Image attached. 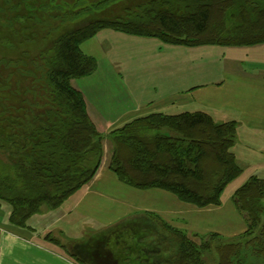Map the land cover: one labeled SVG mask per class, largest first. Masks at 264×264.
<instances>
[{
    "label": "trees",
    "instance_id": "1",
    "mask_svg": "<svg viewBox=\"0 0 264 264\" xmlns=\"http://www.w3.org/2000/svg\"><path fill=\"white\" fill-rule=\"evenodd\" d=\"M125 1L0 0V205L9 207L15 230L30 231L41 208L58 209L91 182L104 141L111 145L107 167L120 183L165 191L197 209L219 206L242 174L232 151L235 122L218 124L204 112L150 113L102 135L71 80L96 70L80 46L102 30L170 46L264 44V0H140L132 7ZM232 200L246 229L214 247L217 264H264V180L250 177ZM140 221L150 241L143 252L154 247L168 256L153 264H204L201 252L220 237L205 236L198 245L154 214ZM119 226L94 235L92 241L102 236L98 245L72 247L69 257L76 264H146L140 250L133 255L117 241L113 247Z\"/></svg>",
    "mask_w": 264,
    "mask_h": 264
},
{
    "label": "crops",
    "instance_id": "2",
    "mask_svg": "<svg viewBox=\"0 0 264 264\" xmlns=\"http://www.w3.org/2000/svg\"><path fill=\"white\" fill-rule=\"evenodd\" d=\"M80 50L94 58L97 67L93 74L71 80V87L82 95L98 133L108 134L150 113L204 112L215 123H236L232 151L242 174L226 187L219 206L197 209L165 191H142L120 183L107 167L108 141H104L103 159L91 182L58 209L44 208L33 216L30 231L9 227L8 210L0 207V264H76L45 236L56 233L58 239L78 241L94 222L103 223L109 230L143 214H154L172 227L193 234L235 238L244 233L242 216L232 200L236 189L228 197L225 194L238 179H262L259 174L264 173V44L170 46L154 38L102 30ZM220 54L222 59L228 54L231 59L245 61L253 66L252 71L227 72L221 81L213 82L210 65L197 64L196 56L210 59ZM255 62L263 64L257 68ZM223 214L231 217L229 223L238 224L229 225V230L214 229L211 220ZM111 244L115 247L113 241Z\"/></svg>",
    "mask_w": 264,
    "mask_h": 264
},
{
    "label": "rangeland",
    "instance_id": "3",
    "mask_svg": "<svg viewBox=\"0 0 264 264\" xmlns=\"http://www.w3.org/2000/svg\"><path fill=\"white\" fill-rule=\"evenodd\" d=\"M137 1H140V0H126L124 3H125V6L132 7L133 4L137 3ZM226 56L227 57H225L224 59H222V55L221 54L220 55H217V56H213V58H210V59L209 58H202V57L199 58V56H196L197 57L196 63L198 64L199 62L200 63H204L205 62L206 67L208 66V64L210 65V68H211V71H212V81L213 82H215V81H221V79L223 78L224 74H226L227 72L237 73L238 71H242V70L248 72L253 67V66L249 67L248 64L244 60H243L244 62H240V60H235L233 58L231 59L230 55H228V54H226ZM257 59H259V58H257ZM262 60H264V57L262 58ZM255 63H257L256 64L257 68L260 67V64H263L262 62H255ZM163 134L168 135V134H170V132L163 131ZM106 146H107V154H108V158H109L111 145H110L109 142H107L106 143ZM259 175H260L259 177H261L262 179H264V173H261ZM246 181L247 180H244L243 177L240 178V179H238L230 187V189L228 190V192H226L225 196L228 197L230 194H232V192L235 189L239 188ZM142 203H143V205H145V204L149 205V202H146L145 204H144V202H142ZM0 207H4L5 209L7 208L6 210H8V214H9L10 210H9V207L8 206H6V205H0ZM44 208L45 207L41 208V210L44 209ZM45 209H47V208H45ZM48 210H50V209H48ZM241 216H242L241 218H242L243 224L245 225V229H246L245 219H244L243 215H241ZM8 217H9V215H8ZM230 218L231 217L230 216H227L226 214H223V215H220V216H217V217L213 218V220H211V221H212V224H213L214 229H216V230H218V229L219 230L220 229L221 230L228 229L229 230V225H234L235 226V225L238 224L237 221L234 222L233 224L232 223H229V221L231 220ZM125 222L126 223L121 224L123 226V228H120V226H119V228L122 229V230H119V228L116 229V230L119 231L120 234H118V235L112 234V237H114V239L112 238V241L113 242H116L117 241L118 244L121 243L120 246H126V247H128L129 253H131V252L134 251L133 252V255L134 254L136 255V253H138L139 250H140L141 251L140 252L141 254H140L139 257L140 258H143V253H144L145 256L147 257L146 264H153V263L160 262L163 259H167L168 258V256L165 255V253L161 254V253H159L158 250H156V248H154V247H148V245H147L148 248L144 249V252H143V244H146L148 242H149L148 244H150L149 238H144L145 236H143V221H140V219H137L135 221L131 220V221H125ZM7 225H8V218H7ZM116 225H118V224H116ZM236 228L238 229L239 227H236ZM109 230L113 232L114 231V228H110ZM106 231H107V229L104 228V224L103 223H101V222H94L89 227V229L86 230V232L84 233V237L81 240H78V241L68 240V241H66L65 239H62V238H59L58 239V238L55 237L57 235L56 233L47 234L44 239L46 241H48L49 243H52L58 249H61L64 252V254L68 258H70L69 257V254H68V251H72V247H75V246H77L79 244H82L83 242H86V241L88 243L93 238V236H94L93 233L94 234L95 233L96 234H102V233H104ZM235 232H237L238 234H241L242 231L236 230ZM185 233L188 235V237L191 240H193L194 242H196L198 245H200L203 240L207 242V240H206L207 238L205 236L211 235V234H204L203 235V234H197V233L196 234H193V233H189L187 231H185ZM105 234L106 233H104L103 235H105ZM194 235H196V236H194ZM118 236H119V238H117ZM151 237L153 239V242H156V240H157L160 244H163V243H161L162 241H164L163 239L162 240L160 238L157 239L154 236H151ZM237 237L238 236H236L235 238H232V237L224 236L223 235L222 237L220 236L219 239H217V240H211L210 243H209V249L207 251H204L203 250L201 252V255H202V259H203L204 264H217V256H216L215 248L214 247L216 245L220 244V243L232 242ZM100 238H102V236H100L99 238L94 239V241L91 240L92 242L90 243V245H93L94 243L98 245L99 244V241H100ZM56 242L58 244H56ZM90 245H88L83 250V252H84V256L83 257H86L88 255V253L91 251L90 249H92V248L90 247ZM62 246H65V248H67V250H63L62 249ZM118 248L120 250H123L122 247H118ZM156 253H158V254H156Z\"/></svg>",
    "mask_w": 264,
    "mask_h": 264
}]
</instances>
